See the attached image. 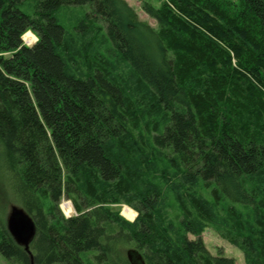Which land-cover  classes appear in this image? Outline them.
Here are the masks:
<instances>
[{
	"label": "trees",
	"instance_id": "1",
	"mask_svg": "<svg viewBox=\"0 0 264 264\" xmlns=\"http://www.w3.org/2000/svg\"><path fill=\"white\" fill-rule=\"evenodd\" d=\"M23 1L0 0V147L36 235L29 253L0 215L1 255L236 264L206 248L212 228L246 264H264V0L144 4L157 29L126 0H37L34 15ZM71 8L68 27L59 13ZM58 157L80 217L56 204ZM122 204L134 222L111 208Z\"/></svg>",
	"mask_w": 264,
	"mask_h": 264
},
{
	"label": "rangeland",
	"instance_id": "2",
	"mask_svg": "<svg viewBox=\"0 0 264 264\" xmlns=\"http://www.w3.org/2000/svg\"><path fill=\"white\" fill-rule=\"evenodd\" d=\"M225 2L228 3H237L238 0H223ZM126 2L136 11V13L139 16V19L147 24H149L150 26H152L153 28L157 29L158 28V24L156 22L155 19H153L150 15H148L145 10L143 9L144 4H151L153 7L155 8H160L165 2H167V0H126ZM38 1L37 0H25L23 2H21L19 4L20 9L24 12L27 13L29 15H34V12L36 11V5H37ZM88 9V8H86ZM79 11L80 8H71L67 11L62 10L60 11L59 15L60 17L64 18V24L68 27H70L72 24H74L76 21L77 16H79ZM35 40V43L38 41V38L36 37V35L33 32H27L24 37H23V41L25 45H35V43L30 44L29 42L31 41V39ZM48 137L51 139L50 136V132L46 131ZM51 143L53 144L52 140ZM54 146V145H53ZM1 147H0V215L4 218L5 223L8 217V214L11 211V208L13 206H17L20 208H23L22 205L20 204L19 198L16 196V194L14 193V191L12 190L11 187V182L8 178V176L6 175V172H4V166L1 160ZM57 156H58V152L56 150ZM55 153V155H56ZM42 157V156H41ZM43 158V157H42ZM59 163V168L62 171V187H61V197L60 199L57 201V205L59 208V211L62 214V217L64 219L67 218H72V217H80L81 214H78L74 208V205L72 203V201L68 198L67 193L65 192L66 190V182H65V176L67 174L68 171H66V167L64 166V164L62 163L61 159L58 157V162ZM46 168H48V171L51 170V167H49V165L46 166ZM41 170H45V166H42L40 169ZM44 182L42 184H44V187L49 188L50 189V181L49 180H45L43 178ZM67 204H70L72 207V213L70 211H65V206ZM111 208L114 211H117L120 213V215L127 221L129 222H134L136 217H137V212H135L133 209H131L130 207L122 204V205H111ZM127 209L131 216L130 217H126L123 215L124 210ZM91 211V209H86L84 210V213H89ZM191 239H196V237L190 235ZM203 242L206 245V248L208 249V251L213 255V256H224V257H229L235 260L236 264H246L245 262V258H244V253L242 252V250H240L239 248L233 246L228 240H226L225 238L221 237L214 229L212 228H207L204 233L201 236ZM0 264H15L13 262H10L9 260H7L5 257H3L0 253Z\"/></svg>",
	"mask_w": 264,
	"mask_h": 264
},
{
	"label": "water",
	"instance_id": "3",
	"mask_svg": "<svg viewBox=\"0 0 264 264\" xmlns=\"http://www.w3.org/2000/svg\"><path fill=\"white\" fill-rule=\"evenodd\" d=\"M6 225L14 241L30 253V245L36 235V223L32 216L24 208L13 206L8 214ZM128 258L131 264H145L143 256L137 251H129Z\"/></svg>",
	"mask_w": 264,
	"mask_h": 264
},
{
	"label": "bare ground",
	"instance_id": "4",
	"mask_svg": "<svg viewBox=\"0 0 264 264\" xmlns=\"http://www.w3.org/2000/svg\"><path fill=\"white\" fill-rule=\"evenodd\" d=\"M29 43L30 44L35 43V40L32 38ZM64 209H65L66 212L70 211L72 213V207H71L70 204H67ZM123 215L126 216V217H130L131 216L130 212L127 209L124 210Z\"/></svg>",
	"mask_w": 264,
	"mask_h": 264
}]
</instances>
